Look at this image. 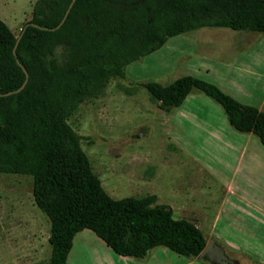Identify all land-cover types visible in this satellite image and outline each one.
Returning a JSON list of instances; mask_svg holds the SVG:
<instances>
[{
    "label": "rangeland",
    "instance_id": "1",
    "mask_svg": "<svg viewBox=\"0 0 264 264\" xmlns=\"http://www.w3.org/2000/svg\"><path fill=\"white\" fill-rule=\"evenodd\" d=\"M35 2L0 0V19L15 37L32 18ZM180 53L194 54L189 65L180 62ZM185 75L264 111V33L201 28L169 38L128 65L123 77L109 79L68 124L111 198L156 195V204L170 207L173 218L197 222L207 243L229 261L264 264V146L230 126L222 107L197 90L164 112L142 86L167 85ZM48 237L31 177L0 174V264H48ZM76 239L74 254L83 259L69 264H215L207 255L187 258L161 246L143 259L124 258L89 230Z\"/></svg>",
    "mask_w": 264,
    "mask_h": 264
},
{
    "label": "trees",
    "instance_id": "2",
    "mask_svg": "<svg viewBox=\"0 0 264 264\" xmlns=\"http://www.w3.org/2000/svg\"><path fill=\"white\" fill-rule=\"evenodd\" d=\"M71 1L36 0L18 42L0 19V174L31 177L34 203L49 222L48 264H66L83 230L122 257L143 259L160 246L198 257L207 241L194 222L173 218L155 195L113 199L105 192L68 118L169 38L201 28L264 33V0H76L57 28ZM142 86L164 112L197 90L222 107L230 126L264 146V111L212 83L182 76Z\"/></svg>",
    "mask_w": 264,
    "mask_h": 264
},
{
    "label": "crops",
    "instance_id": "3",
    "mask_svg": "<svg viewBox=\"0 0 264 264\" xmlns=\"http://www.w3.org/2000/svg\"><path fill=\"white\" fill-rule=\"evenodd\" d=\"M190 53H185V54H183V53H180V62L182 63H186V64H188L189 65V63H187V61H188V59L191 57V55H189ZM192 56H194V54L192 55ZM185 59V61H183ZM207 72L209 71V70H206ZM185 76H191V75H185ZM170 119H171V124H176L175 125V128H182V126H181V124L180 123H178V122H176V118L174 119L173 117H170ZM169 122H167V124H168ZM166 124V125H167ZM168 126V125H167ZM171 126V125H170ZM169 129H170V127H168ZM171 130V129H170ZM250 134V133H249ZM174 143V142H173ZM245 149V148H244ZM245 152H247V148H246V150H245ZM153 195V194H152ZM156 196V195H155ZM33 202H34V200H33ZM35 204V203H34ZM173 212V211H172ZM192 221V220H191ZM192 222H194V221H192ZM194 223H196V225H197V227H199L198 225L199 224H197V222H194ZM34 224V223H33ZM32 224V225H33ZM32 225H31V227H29V230L32 232ZM212 229L214 230L215 229V227H214V223L212 224ZM79 233H81V232H79ZM78 233V234H79ZM33 234H36V233H33ZM78 234L74 237V239H73V243H72V248H71V250H70V252L68 253V256H67V260H66V264H69V263H75V262H77V263H80V262H82V256L81 255H75L74 254V249H75V243H76V238H77V236H78ZM38 237H39V234H36ZM49 236H50V234H49ZM40 238V237H39ZM49 238V237H48ZM35 239V238H34ZM36 240V239H35ZM101 242H103L101 239H99ZM207 241V240H206ZM40 242L42 243V241L40 240ZM79 242V241H78ZM36 243H39L37 240H36ZM49 243V242H48ZM80 243H82V242H80ZM83 244H85V242H83ZM33 250H35L34 248H32ZM152 250V249H151ZM124 258H131V257H124ZM133 259V258H132ZM134 259H136V258H134ZM73 260H75V261H73Z\"/></svg>",
    "mask_w": 264,
    "mask_h": 264
},
{
    "label": "water",
    "instance_id": "4",
    "mask_svg": "<svg viewBox=\"0 0 264 264\" xmlns=\"http://www.w3.org/2000/svg\"><path fill=\"white\" fill-rule=\"evenodd\" d=\"M75 1L76 0H72L71 1L70 5L68 7V10L66 11V14H65L64 18L62 19V21L60 22V24L58 25L57 28H59L63 24L64 20L66 19L67 15H68V13H69V11H70V9L73 6ZM19 38H20V36H18L17 42L19 41ZM16 46H17V43H16V45H15V47L13 49V53L14 54H15V51H16ZM206 255L211 259V261L215 262V264H227V262H229L230 264H235V263L229 261L227 259V257L224 255L223 251L221 249H219L218 247L214 246L212 244V242H209V243L206 244V247L200 253L199 256H206Z\"/></svg>",
    "mask_w": 264,
    "mask_h": 264
}]
</instances>
